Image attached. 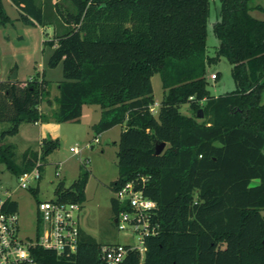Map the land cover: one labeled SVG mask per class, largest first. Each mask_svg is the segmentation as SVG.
Masks as SVG:
<instances>
[{
  "label": "trees",
  "instance_id": "16d2710c",
  "mask_svg": "<svg viewBox=\"0 0 264 264\" xmlns=\"http://www.w3.org/2000/svg\"><path fill=\"white\" fill-rule=\"evenodd\" d=\"M67 1L72 11L55 9L68 30L48 42L54 48L48 66L63 67L52 119L80 123L84 106H99L95 135L125 127L119 176L110 188L115 193L134 183L156 202L160 226L146 239L144 259L135 253L130 264H264V21L251 14L264 8L253 0H220L213 27L219 45L209 57L212 0ZM10 2L25 24L53 25L42 1ZM8 21L0 0V23ZM222 57L236 90L215 97L207 67ZM156 74L164 90L157 116L151 112ZM49 95L44 78L0 81V162L13 172H31L58 148V140L45 139L42 153L26 150L17 167L13 147L1 145L22 124L49 122L39 109ZM184 105L191 115L182 114ZM161 143L168 147L156 155ZM88 180L85 172L70 187L59 183L56 198L83 204ZM112 207L116 217L122 208L115 198ZM5 209L18 205L9 201ZM101 245L82 231L71 257L42 248L33 255L39 264H101Z\"/></svg>",
  "mask_w": 264,
  "mask_h": 264
},
{
  "label": "rangeland",
  "instance_id": "374dc122",
  "mask_svg": "<svg viewBox=\"0 0 264 264\" xmlns=\"http://www.w3.org/2000/svg\"><path fill=\"white\" fill-rule=\"evenodd\" d=\"M46 5V22L52 21L53 25H31L21 20L20 12L9 0H3L4 10L9 21L0 23V81L10 80L14 74L19 82H29L33 78H44L50 89V103L44 102L43 109L49 120V128L52 129L46 135V139L58 140V148L47 158L40 160L41 179L32 181L28 188L20 187L22 172H13L5 162H0V190L12 193V201L18 205L20 236L23 239H33L37 234V205L41 201L55 200V190L59 183L63 182L70 187L83 173H89L86 186V201L79 214L80 226L84 234L91 236L99 244H131L139 243L136 234L119 231L115 224V215L112 207V199L115 193L110 185L119 176L118 171V143L123 126L113 129L99 136L95 135L92 126L100 120V107L89 106L85 108L84 117L80 123L59 124L52 119L54 114L55 98L59 95L58 84L63 81V67L60 64L52 69L48 61L53 49L48 42L55 41L57 36L68 28L63 27L61 19L56 14L55 5L61 9L72 11L67 0H40ZM252 6L264 8V0H253ZM220 0H212L208 25L207 55L215 57L219 45L213 27L218 21ZM253 15L264 21L263 11H254ZM66 29V30H65ZM219 75L216 80L211 75ZM208 89L212 96L218 97L236 90V84L232 77V66L225 58H220L217 63L207 67ZM13 81V80H12ZM154 100L155 116L164 95L162 82L158 74L151 79ZM261 103L264 104V89L261 93ZM95 108L98 114L90 112ZM182 114L191 115L188 105L181 107ZM201 121V119H200ZM9 123L2 124L6 130ZM41 126L22 124L19 133L13 137H6L2 146H12L15 153L13 163L21 166L22 153L25 149L42 153L40 134ZM49 129V130H50ZM54 135L56 136L54 138ZM64 137H66L64 139ZM98 138L99 142H95ZM77 147L80 154L75 155L70 148ZM168 147V146H167ZM256 183V182H255ZM39 190L34 195L33 190ZM264 216V211H262Z\"/></svg>",
  "mask_w": 264,
  "mask_h": 264
},
{
  "label": "built area",
  "instance_id": "2783aa9c",
  "mask_svg": "<svg viewBox=\"0 0 264 264\" xmlns=\"http://www.w3.org/2000/svg\"><path fill=\"white\" fill-rule=\"evenodd\" d=\"M215 74L211 79L215 80ZM156 107H151L155 114ZM95 142H99L95 139ZM42 145V143H40ZM75 155L80 154L77 147L70 148ZM41 163L21 175L20 187L28 188L31 182L41 179ZM12 193L0 190V264H39L33 251L42 248L54 252L59 257H71L78 252L81 236L79 214L82 204L55 200L41 201L37 205V234L33 239L20 236L18 211L10 212L5 204L12 201ZM115 200L122 208L115 217L119 231L136 234L139 243L102 244L99 250L101 264H130L132 256L138 253L142 261L147 251V238L160 233V226L155 222L157 204L147 198L134 183H128L118 192Z\"/></svg>",
  "mask_w": 264,
  "mask_h": 264
},
{
  "label": "crops",
  "instance_id": "0c3cea01",
  "mask_svg": "<svg viewBox=\"0 0 264 264\" xmlns=\"http://www.w3.org/2000/svg\"><path fill=\"white\" fill-rule=\"evenodd\" d=\"M10 1V0H9ZM11 3V2H10ZM15 7V6H14ZM16 8V7H15ZM17 9V8H16ZM254 11H256V10H254ZM254 11H252L251 12V14L253 15V12ZM254 16V15H253ZM255 17V16H254ZM256 18V17H255ZM258 19V18H257ZM11 80V79H10ZM17 80V79H16ZM3 81H6V80H3ZM43 107H44V103L40 106V111H41V113L42 114H44V115H46V112H45V110L43 109ZM86 107H89V106H84L83 107V115H82V117H81V120L83 119V117H84V113H85V108ZM56 109V107H54V110ZM93 109V108H92ZM90 112H94V114H98V110H96L95 108L92 110V111H90L89 110V113ZM99 114H100V118H101V109H100V112H99ZM81 120H80V122H81ZM33 125H35V126H41V128H40V134L42 133V137H41V141H43V140H45L46 139V135L51 131L52 132V129H50L49 128V126L48 125H50L49 123H42V122H39V123H36V124H33ZM95 125V124H94ZM93 125V126H94ZM92 126V127H93ZM125 128V127H124ZM50 129V130H49ZM108 132V131H107ZM56 136L54 135V138H55ZM66 137H64V139H65ZM96 139H98V138H96ZM51 140H56V139H53V138H51ZM26 150H28V149H25L24 151H23V153L26 151ZM22 153V154H23Z\"/></svg>",
  "mask_w": 264,
  "mask_h": 264
},
{
  "label": "water",
  "instance_id": "95a60500",
  "mask_svg": "<svg viewBox=\"0 0 264 264\" xmlns=\"http://www.w3.org/2000/svg\"><path fill=\"white\" fill-rule=\"evenodd\" d=\"M16 79H17V76H16V74H14V75L12 76L11 80L14 81V80H16ZM199 118H200V119L203 118V112H202V111H200V113H199ZM166 146H167L166 143H161L160 145H158V146L156 147V155H161L162 152L166 149Z\"/></svg>",
  "mask_w": 264,
  "mask_h": 264
}]
</instances>
